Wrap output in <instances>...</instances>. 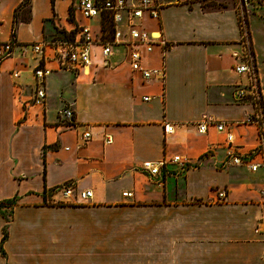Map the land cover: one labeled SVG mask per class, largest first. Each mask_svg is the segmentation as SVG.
Listing matches in <instances>:
<instances>
[{
    "label": "crops",
    "instance_id": "0c3cea01",
    "mask_svg": "<svg viewBox=\"0 0 264 264\" xmlns=\"http://www.w3.org/2000/svg\"><path fill=\"white\" fill-rule=\"evenodd\" d=\"M158 2L159 22L145 27L167 42L166 75L144 84L121 47L110 67L94 48L87 69H58L47 45L57 29L73 39L80 25L107 26L83 19L78 0H0V44H13L0 62V264H264V233L254 231L264 218V171L227 163L225 136L210 122L197 131L205 117L224 121L245 151L260 141L257 126L242 122L252 104L233 101L246 81L232 70L243 52L241 14L202 0ZM244 22L264 112V16ZM35 43L46 45L43 54L24 47ZM161 62L156 47L150 65ZM39 63L52 72L43 103L32 104ZM66 105L71 120L60 116ZM83 131L91 133L84 145ZM174 155L189 165L170 164L158 178L141 169ZM70 183L92 198L55 191Z\"/></svg>",
    "mask_w": 264,
    "mask_h": 264
},
{
    "label": "built area",
    "instance_id": "2783aa9c",
    "mask_svg": "<svg viewBox=\"0 0 264 264\" xmlns=\"http://www.w3.org/2000/svg\"><path fill=\"white\" fill-rule=\"evenodd\" d=\"M237 8L241 11L244 8L261 6L263 0H234ZM76 9L85 20H93L103 17L107 26L99 25L96 32L91 25H80L76 36L71 41H54L47 44L52 50V60L56 61L59 70L78 71L87 69L93 61L95 49L98 48L100 62L103 67H110L109 58L114 54L116 47H121L125 51V57L129 69L133 72L141 83L160 82L163 84L166 75L164 54L168 48L167 42L161 29L150 31L146 29L145 22H159L160 3L158 0H78ZM242 45L243 52L236 55V62L232 70L239 76H244L246 81L238 85L233 93V101L237 104L249 102L253 111L248 114L242 122L257 126L260 141L251 150H243L241 146L234 144L233 133L227 129V125L221 120H207L203 117L198 121L197 131L205 133L209 124L215 126L218 132H222L227 143L226 162L231 166L245 165L248 170L256 172L259 169L264 171V112L262 107V91L258 78V71L255 58L251 49L247 27L242 22ZM42 44H29L35 54L44 53ZM158 47L162 54V62L159 66L150 65L154 49ZM13 44L10 42L0 44V62L9 57L12 53ZM44 58L42 57V60ZM52 72L43 63L36 65L33 70L35 88L32 104H42L45 98V78ZM14 77L18 72L13 73ZM149 96H143V100H149ZM60 116L67 120L73 117V111L66 105ZM165 132H171V127L164 125ZM91 139V133L83 131L80 136L81 144H86ZM112 141L110 136H106V143ZM177 165L185 168L189 161L180 155L172 157L163 156L157 161H144L141 169L150 178L161 177L162 169L168 165ZM64 197L76 196L81 202H86L92 198L91 190L76 191L73 185L64 184L55 190ZM261 198L264 200V186L260 189ZM130 196V193H124ZM226 191L221 189L217 192L218 199L226 198ZM256 233H264V221L255 226Z\"/></svg>",
    "mask_w": 264,
    "mask_h": 264
},
{
    "label": "rangeland",
    "instance_id": "374dc122",
    "mask_svg": "<svg viewBox=\"0 0 264 264\" xmlns=\"http://www.w3.org/2000/svg\"><path fill=\"white\" fill-rule=\"evenodd\" d=\"M202 1H203V5L206 7H209V8H220V7H228V6L237 7L234 0H202ZM255 9H256V7H253V9H251V7H250V8H248V11L245 8L243 11L238 9L240 14H241V17H242V22L247 21L248 14L250 15V14H257L258 13L259 16H264V0L261 4L260 8L257 7V9H259V10L256 11ZM56 40L59 42L60 41H71L72 40V33L70 34L66 30L57 29L54 32L53 37L51 38L50 41H56ZM260 221H264V218H261L258 221V225L260 224Z\"/></svg>",
    "mask_w": 264,
    "mask_h": 264
},
{
    "label": "trees",
    "instance_id": "16d2710c",
    "mask_svg": "<svg viewBox=\"0 0 264 264\" xmlns=\"http://www.w3.org/2000/svg\"><path fill=\"white\" fill-rule=\"evenodd\" d=\"M28 0H25V2H27Z\"/></svg>",
    "mask_w": 264,
    "mask_h": 264
}]
</instances>
